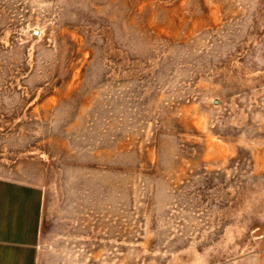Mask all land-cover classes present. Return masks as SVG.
<instances>
[{
	"label": "rangeland",
	"instance_id": "1",
	"mask_svg": "<svg viewBox=\"0 0 264 264\" xmlns=\"http://www.w3.org/2000/svg\"><path fill=\"white\" fill-rule=\"evenodd\" d=\"M0 179L36 264H264V0H0Z\"/></svg>",
	"mask_w": 264,
	"mask_h": 264
},
{
	"label": "crops",
	"instance_id": "2",
	"mask_svg": "<svg viewBox=\"0 0 264 264\" xmlns=\"http://www.w3.org/2000/svg\"><path fill=\"white\" fill-rule=\"evenodd\" d=\"M42 193L0 179V264H36Z\"/></svg>",
	"mask_w": 264,
	"mask_h": 264
}]
</instances>
